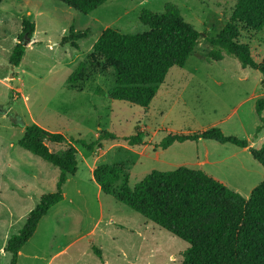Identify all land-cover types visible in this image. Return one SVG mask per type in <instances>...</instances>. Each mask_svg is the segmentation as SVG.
<instances>
[{
	"label": "rangeland",
	"instance_id": "374dc122",
	"mask_svg": "<svg viewBox=\"0 0 264 264\" xmlns=\"http://www.w3.org/2000/svg\"><path fill=\"white\" fill-rule=\"evenodd\" d=\"M236 1L106 0L84 14L59 0H3L0 264H9L7 240L23 227L40 196L57 190L59 169L18 144L32 123L76 141L78 171L63 186V199L51 207L21 249L18 264H181L189 242L104 193L92 171L103 163L123 164L134 186L153 170L182 165L197 169L208 148L215 163L208 166L220 181L244 197L251 195L264 179V167L249 150L215 140H204L207 145L189 140L166 149L157 146L169 133H195L212 126L226 135L252 140L255 148L264 142V126L256 133L262 122L255 111L256 99L264 96L262 73L225 52L222 60L208 57L214 48L211 38L223 30ZM167 3L176 4L184 19L198 29L200 42L184 67L169 70L148 107L111 98L108 90L114 75L110 69H90L84 81L69 84V76L87 59L105 28L146 32L150 28L140 21L141 11L162 13ZM26 17L35 22L36 29L21 63L15 66L10 56ZM73 26L89 30L78 48L61 41ZM240 40L249 44L256 61L264 60V28H243ZM105 131L114 138L102 139L94 151L84 147L83 143L97 140ZM132 135L143 142L130 144L127 138ZM48 145L59 150L68 143ZM94 247L102 251L101 256Z\"/></svg>",
	"mask_w": 264,
	"mask_h": 264
},
{
	"label": "trees",
	"instance_id": "16d2710c",
	"mask_svg": "<svg viewBox=\"0 0 264 264\" xmlns=\"http://www.w3.org/2000/svg\"><path fill=\"white\" fill-rule=\"evenodd\" d=\"M59 1L84 14L106 2ZM2 2L0 0V6ZM139 18L149 26L148 31L122 33L111 27L105 28L93 44L87 59L81 61L69 76V84L74 86L84 81L90 69H110L113 71L114 84L108 90L109 96L148 107L169 70L175 66L184 67L189 56L197 49L200 33L184 19L174 3H167L162 13L143 9ZM243 28L249 31L263 30L264 0L236 1L223 30L211 38L214 48L208 52V57L222 60L224 52L235 56L244 67L262 73L261 85L264 87V60L256 61L249 44L240 40ZM35 29L34 21L23 18L20 40L10 56L12 65L21 63L27 48L23 40L31 41ZM88 33L89 30H78L73 26L61 41L78 48L79 40ZM255 111L262 122L257 126L258 134L264 126V96L256 99ZM107 137L114 138V135L105 131L97 140L83 145L94 151L101 140ZM199 139L248 147L253 157L264 167V142L260 148H255L248 139L226 135L218 126L195 133H169L157 146L166 149L175 142ZM127 140L132 145L143 142L138 135H132ZM48 142L68 145L52 150ZM74 142L63 133L49 131L37 123L25 127L18 144L56 166L60 173L57 190L42 194L36 206L29 211L23 227L8 238L5 251L11 254L9 264H18L21 249L33 237L41 219L51 207L63 199V186L69 176L77 173L78 149ZM128 177L121 163H103L93 170V178L104 193L189 242L181 264H264V179L247 198L204 170L185 165L172 170H153L134 186L129 184ZM94 250L102 255L99 248L94 247Z\"/></svg>",
	"mask_w": 264,
	"mask_h": 264
},
{
	"label": "crops",
	"instance_id": "0c3cea01",
	"mask_svg": "<svg viewBox=\"0 0 264 264\" xmlns=\"http://www.w3.org/2000/svg\"><path fill=\"white\" fill-rule=\"evenodd\" d=\"M204 140H210V139H199L197 142H199V143H204V145H207V144H205V143H207V142H204ZM175 143H177V142H175ZM175 143H173L171 146H173ZM222 144H226V143H222ZM250 144H251V146L253 145V141L252 140H250ZM263 144V143H262ZM171 146H169V147H171ZM262 146V145H261ZM260 146V147H261ZM168 147V148H169ZM219 147H221V148H224L223 146H219ZM241 149H243V151H245V150H249L248 149V147H242ZM250 151V150H249ZM235 153H237V151H235ZM218 157H215L214 156V159H217ZM213 158H211L210 157V152H209V150H208V148H206V150L204 151V155H203V157L199 160V162H197V164H198V168L199 169H202V170H204L206 173H208L209 175H211L212 177H214V178H216V179H218L219 181L221 180L219 177H218V175L216 174V173H214V172H212V170L209 168V166L208 165H212V164H215L214 163V160H212ZM96 167V166H95ZM94 167V168H95ZM94 169H92V171H93ZM223 181V180H222ZM63 194H64V192H63Z\"/></svg>",
	"mask_w": 264,
	"mask_h": 264
},
{
	"label": "water",
	"instance_id": "95a60500",
	"mask_svg": "<svg viewBox=\"0 0 264 264\" xmlns=\"http://www.w3.org/2000/svg\"><path fill=\"white\" fill-rule=\"evenodd\" d=\"M28 42H30V40L29 39H25V40H23V43L25 44V45H27L28 44Z\"/></svg>",
	"mask_w": 264,
	"mask_h": 264
}]
</instances>
